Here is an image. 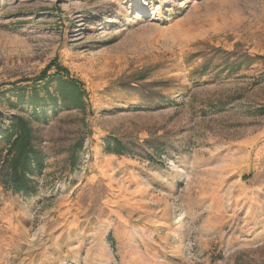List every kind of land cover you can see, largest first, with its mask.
Here are the masks:
<instances>
[{
  "label": "rangeland",
  "instance_id": "rangeland-1",
  "mask_svg": "<svg viewBox=\"0 0 264 264\" xmlns=\"http://www.w3.org/2000/svg\"><path fill=\"white\" fill-rule=\"evenodd\" d=\"M0 115L43 155L0 264H264V0H0Z\"/></svg>",
  "mask_w": 264,
  "mask_h": 264
},
{
  "label": "trees",
  "instance_id": "trees-1",
  "mask_svg": "<svg viewBox=\"0 0 264 264\" xmlns=\"http://www.w3.org/2000/svg\"><path fill=\"white\" fill-rule=\"evenodd\" d=\"M54 68L55 73L49 75V71ZM56 81V92H59L62 101L60 105L68 107H77L82 104V85L79 80L71 77L69 71L52 61L38 75L23 79L16 84L31 83V98L36 99L33 105L39 102H46L50 99L53 104L55 98L48 93V85ZM43 86L47 98H40L36 89ZM26 86H18L17 96L22 100L25 94ZM69 95L72 96L68 99ZM34 107V106H33ZM35 114V112H34ZM0 120L2 116L0 115ZM34 131L28 120L20 116H12L6 126L0 127V168H3V174L0 177V185L5 190L14 193L29 195L34 192L30 182V176L34 172H40L43 168V155L34 147ZM115 150L108 148L114 154L123 155V148L114 144ZM5 152L4 156L1 155Z\"/></svg>",
  "mask_w": 264,
  "mask_h": 264
}]
</instances>
